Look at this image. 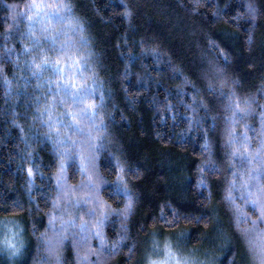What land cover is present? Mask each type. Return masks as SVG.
Returning <instances> with one entry per match:
<instances>
[{
    "label": "trees",
    "instance_id": "16d2710c",
    "mask_svg": "<svg viewBox=\"0 0 264 264\" xmlns=\"http://www.w3.org/2000/svg\"><path fill=\"white\" fill-rule=\"evenodd\" d=\"M32 2L0 0V264H264V0Z\"/></svg>",
    "mask_w": 264,
    "mask_h": 264
},
{
    "label": "snow or ice",
    "instance_id": "6c2138e0",
    "mask_svg": "<svg viewBox=\"0 0 264 264\" xmlns=\"http://www.w3.org/2000/svg\"><path fill=\"white\" fill-rule=\"evenodd\" d=\"M28 7H29V10L41 9L43 7V5L38 4V3L35 2V0H33V2ZM13 12H15V9H13ZM36 14L39 15V12H37ZM19 15H26V14L25 13H19ZM15 18H16L15 15H13V19H15ZM26 18L28 20H32V16H26ZM36 44L39 45V41L38 40L36 41ZM43 64L46 66L48 64V61L45 59L43 61ZM35 69L39 70V71H43L44 70L41 64H35ZM36 74H37V72L34 71L33 75H36ZM180 75H182V73ZM53 83H56V87L57 88H61V85L58 82L53 81ZM71 88H75V84L74 83L71 85ZM61 90L64 91L65 95L69 96L72 99V102L74 104H79V105H83L84 104V100H83V98L81 96V93L83 91H86V90H84L83 88H78L75 91H72L69 88L68 81H65L63 89H61ZM61 102L63 103V100ZM96 108H97V106L94 105V104H88L85 107H81L79 116L80 117H87L89 119H93L96 116ZM237 113H241V118H243L244 115L248 114L247 110L244 109V108H241L240 104L237 103L236 104V109L233 112V118H232L234 124L239 122L238 120L235 119ZM68 115L71 117V119L69 120L68 124L65 125V127L66 128H69V127L72 128L74 130V134L77 133V132H82L83 129L79 127L80 120L77 119V115L72 114L71 112H69ZM51 119H52V117L49 114L48 115V120L51 121ZM60 123L63 124V121H60ZM49 129H50V131L55 130L57 133H59V127H57L55 124H52V123L49 124ZM234 131H235V129L233 128V132ZM65 135H67V133H65ZM244 138L247 139L246 133L244 134ZM67 141L71 142V144H73V145L76 143V141L73 139L72 136H67ZM61 142L64 143L65 141H61ZM96 147H97V145H92V148L94 150L96 149ZM205 147L207 148L208 145H205ZM65 155L68 156V153L66 152ZM68 158L71 159V156H68ZM80 159H81V172H86L87 169H86V167L83 166V156L82 155L80 156ZM65 171H66V164H65L64 160L62 159L61 163H60L61 179L64 178L63 174L65 173ZM29 173L31 174V170H29ZM122 179H123L122 177L118 178L117 183L120 184V190L127 197V204L125 206V210L121 213L122 215H126L132 208V196L130 195L129 189L127 188V186L122 183ZM59 182L60 181L58 180V183ZM202 183H203V181H202ZM260 193H261L260 195H256V193L249 192L248 193V197L256 196V198H254V199H252V198H243V197L242 198L245 199L246 203L252 204V205H254V206H256L258 208L259 213H260V220L264 221V189H262L260 191ZM229 199L231 200V197H229ZM102 225H103V222H101V226ZM96 235L99 236L100 233L97 232ZM11 247L15 248V245H11ZM13 254H16V253H13ZM152 264H155V262H152ZM177 264H179V262H177Z\"/></svg>",
    "mask_w": 264,
    "mask_h": 264
},
{
    "label": "rangeland",
    "instance_id": "374dc122",
    "mask_svg": "<svg viewBox=\"0 0 264 264\" xmlns=\"http://www.w3.org/2000/svg\"><path fill=\"white\" fill-rule=\"evenodd\" d=\"M8 235H10V234H8ZM2 244L7 248V249H13L14 251H15V249L13 248V247H11V245H16V242L14 243V241L12 240V239H10V237L9 238H7V239H5L3 242H2ZM179 254H181V253H179ZM170 257L172 256V258H170V259H168V257H166L168 260L167 261H163V262H161V263H157V264H177V259H178V262H179V264H206V263H204V262H201L200 260H198V259H195V258H193V257H185L184 255H182L181 256V258L179 259V257L178 256H176L174 253H170V254H168ZM175 255V256H174ZM258 256V255H257ZM177 257V258H176ZM254 257V256H253ZM261 256L259 257L258 256V260H260V261H258L257 259H256V257H255V262H254V260H253V264L254 263H256V264H261ZM257 261V262H256ZM156 263V262H155Z\"/></svg>",
    "mask_w": 264,
    "mask_h": 264
}]
</instances>
